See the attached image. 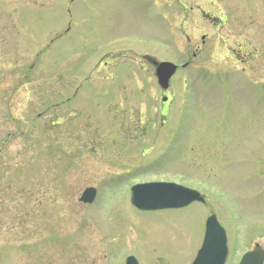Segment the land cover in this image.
I'll return each instance as SVG.
<instances>
[{"label": "rangeland", "instance_id": "374dc122", "mask_svg": "<svg viewBox=\"0 0 264 264\" xmlns=\"http://www.w3.org/2000/svg\"><path fill=\"white\" fill-rule=\"evenodd\" d=\"M69 3L0 0V264H189L209 214L225 264L264 250V0ZM243 39L260 70L226 59ZM146 54L191 66L163 91ZM169 179L205 203L130 204L131 185Z\"/></svg>", "mask_w": 264, "mask_h": 264}, {"label": "water", "instance_id": "95a60500", "mask_svg": "<svg viewBox=\"0 0 264 264\" xmlns=\"http://www.w3.org/2000/svg\"><path fill=\"white\" fill-rule=\"evenodd\" d=\"M156 65V74L159 83L165 88L167 80L174 71V67H164L162 64ZM131 202L140 209H161L168 207H179L190 203L193 200H202L197 192L164 183L137 184L131 188ZM95 190L87 188L82 193L80 200L91 202L94 198ZM223 229L218 226L213 216L209 217L206 223V232L201 249L192 264H223L226 256V244ZM127 264H137L129 257ZM240 264H262L258 255L252 252L246 253Z\"/></svg>", "mask_w": 264, "mask_h": 264}, {"label": "flooded vegetation", "instance_id": "af4514ba", "mask_svg": "<svg viewBox=\"0 0 264 264\" xmlns=\"http://www.w3.org/2000/svg\"><path fill=\"white\" fill-rule=\"evenodd\" d=\"M203 13L204 18H206V20H209L211 22H213L215 25L221 23L222 19L219 18L217 19V17H215L213 14L208 13L206 10H202L201 11ZM196 49H199V47L197 46ZM226 58L228 59H234V61H238L242 67L243 70H245L247 68V66L249 67V65L253 62H255L256 59H258V65H259V69H261L262 67V60L263 57L261 59L260 55H262V52H260L261 48L256 47L251 39H246V40H242L238 47L235 48L232 45H228L226 48ZM260 57V58H259Z\"/></svg>", "mask_w": 264, "mask_h": 264}]
</instances>
